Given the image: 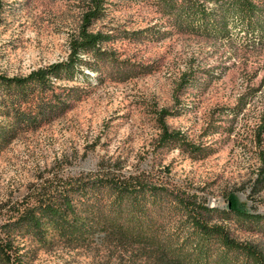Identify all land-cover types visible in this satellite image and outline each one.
Here are the masks:
<instances>
[{"label": "rangeland", "instance_id": "rangeland-1", "mask_svg": "<svg viewBox=\"0 0 264 264\" xmlns=\"http://www.w3.org/2000/svg\"><path fill=\"white\" fill-rule=\"evenodd\" d=\"M84 0H0V73L22 76L64 61ZM106 15L93 25L113 40L104 45L133 69L144 72L124 82L89 74L77 82L80 101L59 119L21 134L0 152V219L43 182L121 166L124 172L150 170L188 184L209 206L223 208L232 197L238 207L264 214V188L255 186L264 155V48L245 50L225 42L171 34L159 41L122 39V32L165 26L154 6L109 0ZM165 28V27H161ZM81 72L78 73L80 75ZM183 78L181 89L175 91ZM71 85V84H70ZM237 115L228 108L237 100ZM186 140L209 148L203 159L178 149H157V113ZM233 237L256 243L264 235L228 225ZM132 264L127 255L102 247L37 251L29 264Z\"/></svg>", "mask_w": 264, "mask_h": 264}, {"label": "trees", "instance_id": "trees-1", "mask_svg": "<svg viewBox=\"0 0 264 264\" xmlns=\"http://www.w3.org/2000/svg\"><path fill=\"white\" fill-rule=\"evenodd\" d=\"M109 0H84L76 32L64 61L22 76L0 73V152L21 134L62 117L83 91L77 82L89 74L101 81L124 82L144 74L104 47L113 40L93 25L106 15ZM145 2L165 18V28L123 31L126 40L159 41L171 32L225 42L245 50L264 48V0H132ZM85 69L88 73H83ZM80 75H78V73ZM181 78L175 91L181 89ZM71 84V85H70ZM240 99L228 110L237 115ZM157 113V149H178L192 159L211 150L186 140ZM264 131V109L257 135ZM255 186L264 188V155ZM150 170L124 172L101 166L94 173L56 176L4 210L0 219V264H29L37 251L99 247L127 255L132 264H264V251L254 242L233 237L228 225L264 235V214L238 207L229 197L223 208L209 206L188 184ZM100 264H108L102 262Z\"/></svg>", "mask_w": 264, "mask_h": 264}]
</instances>
